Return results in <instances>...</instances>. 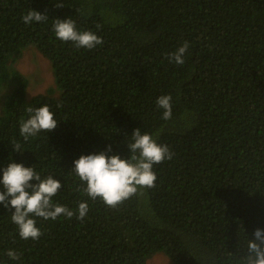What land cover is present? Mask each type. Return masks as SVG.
<instances>
[{
    "label": "trees",
    "instance_id": "trees-1",
    "mask_svg": "<svg viewBox=\"0 0 264 264\" xmlns=\"http://www.w3.org/2000/svg\"><path fill=\"white\" fill-rule=\"evenodd\" d=\"M57 2L0 0V169L34 166L61 182L54 203L75 210L87 201L89 212L83 222L36 218L43 234L32 241L0 204V264H147L156 254L172 264H243L248 239L264 230V0ZM30 9L48 20L25 24ZM66 18L104 43L58 40L53 20ZM185 40V63H169ZM29 47L51 62L58 98H27L29 81L12 67ZM160 95L172 97L168 121ZM43 105L58 126L24 141L26 108ZM136 128L175 153L154 165L156 186L115 209L75 191L73 161L108 145L127 159Z\"/></svg>",
    "mask_w": 264,
    "mask_h": 264
},
{
    "label": "clouds",
    "instance_id": "clouds-1",
    "mask_svg": "<svg viewBox=\"0 0 264 264\" xmlns=\"http://www.w3.org/2000/svg\"><path fill=\"white\" fill-rule=\"evenodd\" d=\"M54 7L62 8L64 4L58 0ZM25 24L33 22H45L47 13L41 14L35 10H29L21 17ZM97 25V29H99ZM52 30L58 40L71 42L77 49H93L104 43L103 39L91 30H78L76 22L72 18L54 19ZM190 44L184 41L175 51L166 54L169 63L183 65L185 53ZM171 95H160L155 103L162 109V119L168 121L172 118ZM61 105L58 103L57 107ZM28 118L22 119L19 124V134L24 141L35 137L40 132L54 130L58 121L50 111L48 105L26 108ZM131 142L127 143L129 157L122 159L118 154L108 155L112 151L111 145L105 150L94 154L81 155L73 161L71 171L79 178L81 185H77L75 191L83 194L93 201L100 199L107 207L115 209L132 196L144 194L146 189L156 186L157 176L153 171L154 165L171 160L175 153L170 151L166 144H158L153 136L147 132L142 133L139 128L133 130ZM13 150L22 153L21 145L14 143ZM0 204L4 208L11 207V222L16 225L18 235L23 240L37 241L41 235V229L36 226V218L43 220H57L63 216L66 219L75 217L83 222L89 212L87 201L78 202L75 210L54 203L53 197L61 189V182L52 175L42 178L34 166L25 167L21 163L10 162L0 169ZM35 181V183H31ZM253 239H248L246 256L243 264H264V230L256 228L253 231ZM10 260L19 261L21 253L13 249L6 250Z\"/></svg>",
    "mask_w": 264,
    "mask_h": 264
},
{
    "label": "rangeland",
    "instance_id": "rangeland-1",
    "mask_svg": "<svg viewBox=\"0 0 264 264\" xmlns=\"http://www.w3.org/2000/svg\"><path fill=\"white\" fill-rule=\"evenodd\" d=\"M12 68L28 79L29 87L26 92L28 99L44 94L48 90H52L53 97H59L60 91L56 87L52 64L34 47L24 50L21 59ZM5 85L9 86L8 83ZM2 102L3 99L0 105ZM147 264H172V262L165 255L156 254Z\"/></svg>",
    "mask_w": 264,
    "mask_h": 264
}]
</instances>
